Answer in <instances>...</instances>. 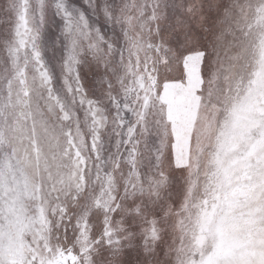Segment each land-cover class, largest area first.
<instances>
[{
	"label": "snow or ice",
	"instance_id": "snow-or-ice-1",
	"mask_svg": "<svg viewBox=\"0 0 264 264\" xmlns=\"http://www.w3.org/2000/svg\"><path fill=\"white\" fill-rule=\"evenodd\" d=\"M0 264H264V0H0Z\"/></svg>",
	"mask_w": 264,
	"mask_h": 264
}]
</instances>
